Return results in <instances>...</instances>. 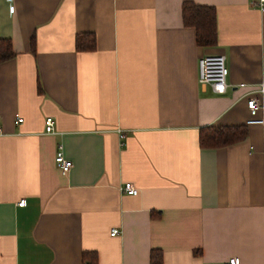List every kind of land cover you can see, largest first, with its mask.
I'll return each mask as SVG.
<instances>
[{
	"label": "crops",
	"instance_id": "1",
	"mask_svg": "<svg viewBox=\"0 0 264 264\" xmlns=\"http://www.w3.org/2000/svg\"><path fill=\"white\" fill-rule=\"evenodd\" d=\"M185 1L215 8V46L184 25ZM0 38L15 52L0 64V264H264V123L239 86L264 83L258 0H0ZM210 53L223 95L199 82ZM208 126L247 134L202 148Z\"/></svg>",
	"mask_w": 264,
	"mask_h": 264
},
{
	"label": "trees",
	"instance_id": "2",
	"mask_svg": "<svg viewBox=\"0 0 264 264\" xmlns=\"http://www.w3.org/2000/svg\"><path fill=\"white\" fill-rule=\"evenodd\" d=\"M182 18L185 26L193 27L196 31L197 44L212 47L217 43L216 10L213 6L197 5L191 1L182 4ZM94 39L90 37L85 42L77 40L78 49H91ZM15 52L12 42L0 38V64L12 59ZM244 126L220 127L208 126L200 130L199 143L202 148H219L234 144L246 137ZM151 264H162L161 257L156 251L151 253Z\"/></svg>",
	"mask_w": 264,
	"mask_h": 264
},
{
	"label": "built area",
	"instance_id": "3",
	"mask_svg": "<svg viewBox=\"0 0 264 264\" xmlns=\"http://www.w3.org/2000/svg\"><path fill=\"white\" fill-rule=\"evenodd\" d=\"M258 5L262 12H264V0H258ZM12 12L14 7L9 6ZM199 67V82L207 85L211 88L212 92L217 95H223L228 88L227 77L228 68L226 66L225 56L222 54H206L198 60ZM241 88L250 86V92L246 94V105L252 115L247 121L248 124H263L264 119L254 117L257 112L264 109V83H258L255 85L240 84ZM22 119L18 118V122ZM45 133H55V122L52 117H46L45 119ZM55 162L60 168L63 174H67L72 168V161L65 158L62 145L58 146V150L55 157ZM120 191L125 195L136 196L138 189L130 182H126L121 185ZM25 200L22 199L18 205L24 206ZM120 233L117 228H113L110 231L111 236H116ZM240 259L238 257H231L226 264H239Z\"/></svg>",
	"mask_w": 264,
	"mask_h": 264
}]
</instances>
